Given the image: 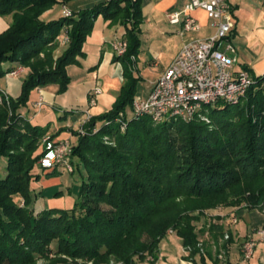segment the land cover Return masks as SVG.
Masks as SVG:
<instances>
[{
	"label": "trees",
	"instance_id": "16d2710c",
	"mask_svg": "<svg viewBox=\"0 0 264 264\" xmlns=\"http://www.w3.org/2000/svg\"><path fill=\"white\" fill-rule=\"evenodd\" d=\"M72 1L0 0V18L12 17L0 33V80L15 63L30 69L21 94L0 105V161L7 162L0 173V264H108L111 259L135 264L150 257L153 264L169 232L192 255L199 253L200 227L206 226L209 211H262L264 76L253 77L254 85L237 105L221 101L204 106L209 123L130 119L127 109L133 112L139 81L131 67L139 48L142 0H110L70 18L42 20L55 6ZM99 17L125 30L127 52L114 60L124 64L125 83L112 109L83 125L84 135L70 130L78 142L72 146L69 173L75 174L80 165L86 169L74 206L36 211L34 184L43 174L57 175V169L46 171L39 165L44 152L39 148L50 126L34 125L18 111L27 107L37 88L58 85L60 92L68 90V68L80 65ZM63 32L69 42L62 55L35 64L41 53L57 51ZM6 63L12 67L4 69ZM210 228L222 231L217 225Z\"/></svg>",
	"mask_w": 264,
	"mask_h": 264
},
{
	"label": "crops",
	"instance_id": "0c3cea01",
	"mask_svg": "<svg viewBox=\"0 0 264 264\" xmlns=\"http://www.w3.org/2000/svg\"><path fill=\"white\" fill-rule=\"evenodd\" d=\"M107 1L110 0H74L67 4V7L72 12L77 13ZM228 1L232 7L235 23V28L229 37V42L236 50L238 59L237 68L249 70L252 77H262L264 76V0ZM189 2L190 0L141 1L143 20L136 32L139 39V48L136 57L132 59L133 67L131 68L139 83L146 81V76L143 75L142 69H140L142 61L146 60V64L152 67L154 77L150 78V86L148 94L146 95L147 98L152 91L153 85L165 73L183 46L193 41L211 38L216 33L214 22L202 10H197L193 14L200 26L197 31H183V16H181L180 24H170L169 16L174 13H182ZM63 6H55L56 8L54 7L42 16V20L50 22L61 18ZM11 23V17L0 18V33L4 32ZM164 23H168L169 27H166ZM144 24L150 26L154 24L163 37L168 36L170 39H180L178 41L179 44L172 46L173 48H171L169 57L165 59L162 53L168 52L170 48L166 50L163 44L157 43L156 41L150 42L151 44L144 41V30L142 29ZM124 35L125 30L120 25H113L109 21H105L103 18L101 19V17L96 20L93 32L88 39L89 41L98 39L97 42L101 51L99 61L93 62L90 67L97 70V79L101 83V87H99L101 93L96 97V105L94 107L86 108L84 112L80 111L83 115L86 114V111H89L91 117L101 116L110 111L114 102H116L121 88L125 83V69L124 64L114 62L116 56L112 50V43L118 38H123ZM167 43H170V41ZM147 44L149 47H146ZM153 48L161 50L160 53H156ZM85 55L88 54L85 53ZM105 68H111L113 71L101 73ZM92 91L93 89L91 88L87 93L89 98ZM7 93L9 94V91ZM31 101L35 107H37V103L41 102V108H37L39 110L43 109L45 100L42 96L41 88H37L32 92ZM23 110L26 113V117L30 119L31 111H28L27 107ZM32 117L37 118L38 115L34 113ZM64 128L66 126L63 123L59 127V132L56 130L52 132L50 130L49 134L58 141L70 140L72 136L70 130H74L73 128L69 129V134H61V137H57L59 135L58 133L64 130ZM57 175H59L58 172ZM207 214L206 221L208 225H201L200 228H202L203 232L199 239V244L201 243L206 249L205 253L200 251L192 255V249L184 248L182 240L174 232H169L173 233L172 235L176 237L178 245L181 246V249L187 251L188 254L187 256L185 255L186 257L181 256V258L175 255H167L161 252L159 246L158 259L153 264H264V238L258 233L259 230L264 228V218H261L263 216L260 211H251L247 208H219L209 211ZM234 218H237L236 222ZM211 224L219 226V228H222V231L216 232L213 228H210ZM251 231L253 232L250 233ZM225 233L230 236L227 241L223 239ZM249 239L255 240L257 247L253 258L245 260L241 249L242 245ZM181 254H183L182 251Z\"/></svg>",
	"mask_w": 264,
	"mask_h": 264
},
{
	"label": "built area",
	"instance_id": "2783aa9c",
	"mask_svg": "<svg viewBox=\"0 0 264 264\" xmlns=\"http://www.w3.org/2000/svg\"><path fill=\"white\" fill-rule=\"evenodd\" d=\"M197 10L204 11L214 22L215 35L185 45L161 79L153 85L149 97L146 100L135 98L132 112L134 116H148L155 123L170 119L184 122L200 119L209 123V119L202 113L204 106L221 101L237 105L254 85L255 81L250 71L237 68L236 50L229 42V37L235 28L229 1L190 0L182 13L169 16V22L172 25L180 24L183 16V31H197L200 26L193 16ZM62 16L70 18L73 12L64 7ZM65 42H69L68 37ZM127 49L128 43L124 38H118L112 43V50L117 57H123ZM100 93L99 87L92 91L89 99L90 108L96 105V97ZM0 101H2L1 97ZM39 105L41 106L42 103L39 102ZM86 115L88 119L84 124L91 118L89 111H86ZM125 129L126 125H123L122 131ZM79 132L85 134L83 126ZM94 132L96 133L97 130ZM44 146L43 156L39 161L41 168L52 171L62 167L72 172L70 164L72 145L68 140L56 141L47 137L44 139ZM262 212L264 213V206ZM234 221L236 222L237 218H234ZM258 233L264 238V228ZM256 247L257 242L253 239L247 240L242 245L241 251L245 260L253 258Z\"/></svg>",
	"mask_w": 264,
	"mask_h": 264
},
{
	"label": "rangeland",
	"instance_id": "374dc122",
	"mask_svg": "<svg viewBox=\"0 0 264 264\" xmlns=\"http://www.w3.org/2000/svg\"><path fill=\"white\" fill-rule=\"evenodd\" d=\"M64 7L67 6H63V9ZM164 25L166 27H169L168 23H164ZM142 29L144 30L143 39L145 42L151 44L150 42L156 41L157 43L163 44L164 49L167 50L170 48L168 52L162 53V56H164L165 59L169 57V54L171 53V48H173L172 46L174 44H179L178 42L180 40L179 38L170 39L168 36L163 37V35L160 34V32L157 30L154 24L152 26L148 24H144L142 26ZM66 35L67 34L65 32H63L60 35L58 40L59 46L57 51H54L52 53L48 51L50 55H48L47 52L46 53L43 52L35 60H33V62L35 64L38 62H47L49 57L53 61L57 60L62 55L63 51L68 47V42L67 43L65 42L67 38ZM87 40L88 41H86L87 43H85L83 51L88 55L79 58L80 65H72L68 68V74L71 78V81L68 86V90L66 92H60V88L58 85H48L45 87H41L42 96L44 97L45 100V106L43 107V109L39 110L42 106V105L40 106L39 103H37V107L39 109L35 107L32 101L31 102L29 101L27 104V110L31 111L30 120L32 121V123H34V125H42V126L49 125L50 126L49 131L51 130L52 132L53 131L55 132L56 130L59 132V127L61 126V124L64 123V126H66V128H64V130L58 133L59 135L57 137H61V134L64 135L69 134V129L71 128H73L74 129L73 131L75 132L80 131L81 127L88 119L86 114L83 115L80 112V111L84 112V109L90 108L89 97L87 93L91 88L95 90L97 87H101L100 80L98 81L97 79L98 77L96 74L97 70H95V68L94 69L90 68L92 63L95 61L96 62L99 61L101 56L100 47L97 42L98 39H93L92 41H89V39L87 38ZM168 41H170V43H167ZM146 47H149V45L147 44ZM153 49L156 53H160L161 51L157 48H153ZM146 63H147L146 60L142 61V64L140 66L143 75L146 76L145 79L146 81L139 82L137 85V94L135 96L137 100H146L147 98L146 95L148 94V90L150 86V78L154 77V73L152 72V67H149L150 65ZM13 66L15 67V69L11 73L14 74L9 73L0 80V97L2 98V101H0V105H2L3 102L5 101L9 104L11 97L16 99L21 94L23 82L28 76V73L30 71V69L27 66H23L18 63H15V65ZM9 67H12L11 63H6L3 65L4 69H8ZM111 70L113 71V69L111 68L109 69L105 68L102 70L101 73H105L106 71L111 72ZM3 87L7 91H9V94ZM23 109L24 108H21L18 111V114L22 118H26V113ZM34 113L38 115L37 118L32 117ZM127 114L130 119L133 117V113L131 112L130 109H127ZM102 123L103 122H98L97 126L101 127ZM47 137H51L49 133L45 138ZM54 140L58 141L57 139ZM105 140L107 141L108 139ZM68 141L72 146H75L78 142V136L72 135L71 139ZM44 148L45 146L43 140V142L40 145L39 151H42ZM76 162L78 161L75 160V163ZM6 164L7 162L5 159H2L0 161V173L2 175L3 173H5ZM75 168L77 167L75 166ZM79 168L80 170H77L75 174H70L67 170H65L62 167L57 168V172L59 173V175H56L54 177L47 178L46 174H43L41 181L34 184V187H36L35 194H37L38 196H37V200H34L32 202V206L36 209V211H43L49 209H71L74 206L75 201L79 197L83 178L86 177V169L84 168V166L80 165ZM255 211H259V210H255ZM260 212L262 213L263 217L261 218L263 219L264 213L262 211ZM252 232L253 231H251L250 233ZM172 234L173 233H168L166 238L160 243L161 252L167 255H175L176 257H180V258L181 256L186 257L188 252L181 249V246H179L176 241V237ZM229 238L230 236L226 235V233L223 235L224 240L227 241ZM198 249L201 252L205 253L206 249L201 243L198 244ZM181 251L184 255L181 254ZM116 262H120V261L111 259L108 264H112ZM152 262H153V258L150 257L147 258V262L143 263L141 261H136L135 264H151ZM70 263H72V260L70 261ZM79 263L93 264L92 261H87V260L79 261ZM39 264H44V262L40 261Z\"/></svg>",
	"mask_w": 264,
	"mask_h": 264
}]
</instances>
